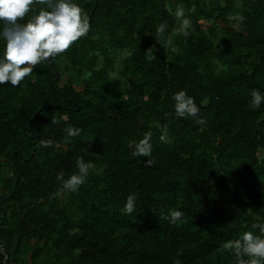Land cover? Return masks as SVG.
Returning <instances> with one entry per match:
<instances>
[{"label":"trees","instance_id":"trees-1","mask_svg":"<svg viewBox=\"0 0 264 264\" xmlns=\"http://www.w3.org/2000/svg\"><path fill=\"white\" fill-rule=\"evenodd\" d=\"M0 264H264V0H0Z\"/></svg>","mask_w":264,"mask_h":264},{"label":"rangeland","instance_id":"rangeland-1","mask_svg":"<svg viewBox=\"0 0 264 264\" xmlns=\"http://www.w3.org/2000/svg\"><path fill=\"white\" fill-rule=\"evenodd\" d=\"M128 51L126 50H123V51H120L118 54H117V63H116V69L119 68L121 65H122V59L127 55ZM111 76L122 82L123 84H125V79L121 78L117 72V70L113 71ZM64 81V79H63ZM63 81L61 82V84L63 83Z\"/></svg>","mask_w":264,"mask_h":264},{"label":"water","instance_id":"water-1","mask_svg":"<svg viewBox=\"0 0 264 264\" xmlns=\"http://www.w3.org/2000/svg\"><path fill=\"white\" fill-rule=\"evenodd\" d=\"M90 20V19H89ZM80 27V26H79ZM49 60H50V65L52 66V59H51V56L49 57ZM53 68V67H52ZM53 70H54V72H55V74H56V79L55 80H53L52 82H51V84L53 85L54 84V82L59 78V72L56 70V69H54L53 68Z\"/></svg>","mask_w":264,"mask_h":264},{"label":"built area","instance_id":"built-area-1","mask_svg":"<svg viewBox=\"0 0 264 264\" xmlns=\"http://www.w3.org/2000/svg\"><path fill=\"white\" fill-rule=\"evenodd\" d=\"M7 258V257H6Z\"/></svg>","mask_w":264,"mask_h":264}]
</instances>
